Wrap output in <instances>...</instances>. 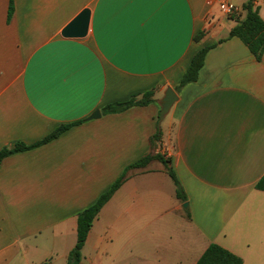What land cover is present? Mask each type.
Wrapping results in <instances>:
<instances>
[{"label":"crops","instance_id":"0c3cea01","mask_svg":"<svg viewBox=\"0 0 264 264\" xmlns=\"http://www.w3.org/2000/svg\"><path fill=\"white\" fill-rule=\"evenodd\" d=\"M232 2L241 12L228 17L218 0H0V150L70 125L3 160L0 264H67L78 214L158 153L187 202L160 160L131 169L82 264H196L212 243L264 264V54L230 38L247 4L264 20V0ZM85 9L86 37H63ZM222 40L180 86L194 54ZM149 91L146 106L103 113Z\"/></svg>","mask_w":264,"mask_h":264},{"label":"trees","instance_id":"16d2710c","mask_svg":"<svg viewBox=\"0 0 264 264\" xmlns=\"http://www.w3.org/2000/svg\"><path fill=\"white\" fill-rule=\"evenodd\" d=\"M246 11L245 17L240 19L237 17L238 24L231 30L230 38H239L256 57L258 61L262 59L264 54V20L259 14L258 9H254L253 4L249 3L244 7ZM13 6L11 4L9 15L12 14ZM200 37V36H199ZM196 37V39H199ZM225 40L219 41L218 43L207 45L204 48L198 50L192 57L187 70L185 71L180 86L195 82L201 69L205 64V59L208 52L215 48L218 44L223 43ZM153 91L146 92L140 99L137 96L132 97L129 101L122 103H115L108 105L103 109L104 114L122 112L133 106H146L152 101ZM70 125H63L55 130L51 135L46 137L43 141H40L33 145H26L24 143H17L11 149L3 148L0 150V168L3 160L15 153L23 152L41 144L47 143L50 140L56 138L62 132L67 130ZM154 139V138H153ZM158 140V137L156 138ZM154 143V141H153ZM153 159H158L163 162L168 170L169 176L172 178L176 187V196L182 202H187V195L182 189L175 171L169 166L170 160L165 159L163 155H149L136 163L130 165L123 175L111 186V188L103 193L97 201L78 214L77 219V243L75 247L70 251L68 255L67 264H81L82 260V249L87 241L89 232L98 218L102 208L112 198L115 192L121 187L124 181L127 179V173L131 169H142L145 168ZM256 189L264 191V176L256 184ZM196 264H243L241 257L233 254L224 247L212 243L208 246L202 256L199 258Z\"/></svg>","mask_w":264,"mask_h":264},{"label":"water","instance_id":"95a60500","mask_svg":"<svg viewBox=\"0 0 264 264\" xmlns=\"http://www.w3.org/2000/svg\"><path fill=\"white\" fill-rule=\"evenodd\" d=\"M91 11L83 10L75 19H73L62 31V36L65 38H84L88 34L90 24ZM173 97L170 96L166 102L163 101L162 113L166 112L172 105ZM101 116L100 111H95L90 119H97ZM186 203L184 207H187Z\"/></svg>","mask_w":264,"mask_h":264},{"label":"built area","instance_id":"2783aa9c","mask_svg":"<svg viewBox=\"0 0 264 264\" xmlns=\"http://www.w3.org/2000/svg\"><path fill=\"white\" fill-rule=\"evenodd\" d=\"M218 8L224 16H234L241 12V9L232 0H218Z\"/></svg>","mask_w":264,"mask_h":264},{"label":"rangeland","instance_id":"374dc122","mask_svg":"<svg viewBox=\"0 0 264 264\" xmlns=\"http://www.w3.org/2000/svg\"><path fill=\"white\" fill-rule=\"evenodd\" d=\"M165 125V124H164ZM81 264L84 263V256L82 255V260H81Z\"/></svg>","mask_w":264,"mask_h":264}]
</instances>
